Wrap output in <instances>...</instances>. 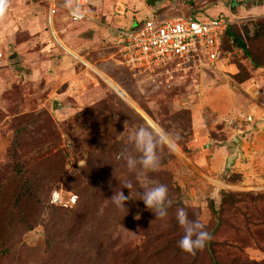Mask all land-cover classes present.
Wrapping results in <instances>:
<instances>
[{
  "label": "rangeland",
  "instance_id": "rangeland-1",
  "mask_svg": "<svg viewBox=\"0 0 264 264\" xmlns=\"http://www.w3.org/2000/svg\"><path fill=\"white\" fill-rule=\"evenodd\" d=\"M62 2L52 19L44 0L36 12L21 0L22 13L0 15V202L13 204L26 178L38 188L23 202L37 222L7 241L0 234V264H264V0H92L105 26L90 34L66 19L61 4L70 3ZM157 7L228 17L248 54L225 37L211 67H125L108 30L128 28ZM138 126L179 136L177 150L162 148L159 168L147 173L170 192L163 219L139 200L137 173L121 158ZM225 142L226 166L212 181L200 175L210 184L202 189L182 157ZM16 164L24 166L18 178ZM126 179L131 199L117 208L111 197L129 195ZM173 204L191 209L189 218L211 233L195 254L162 247L166 237L183 235Z\"/></svg>",
  "mask_w": 264,
  "mask_h": 264
},
{
  "label": "built area",
  "instance_id": "built-area-1",
  "mask_svg": "<svg viewBox=\"0 0 264 264\" xmlns=\"http://www.w3.org/2000/svg\"><path fill=\"white\" fill-rule=\"evenodd\" d=\"M44 2L48 6V19H52L60 1ZM66 10V19L71 23L105 26L102 15L91 8V0H74ZM231 23L228 17L170 15L155 11L134 27L113 26L108 31L117 40L119 62L131 70L153 69L173 62L211 67L219 58L222 37Z\"/></svg>",
  "mask_w": 264,
  "mask_h": 264
},
{
  "label": "clouds",
  "instance_id": "clouds-1",
  "mask_svg": "<svg viewBox=\"0 0 264 264\" xmlns=\"http://www.w3.org/2000/svg\"><path fill=\"white\" fill-rule=\"evenodd\" d=\"M7 11L6 0H0V15ZM127 140L130 148L126 147L121 154L129 171L137 173V179L142 191H138L139 200L150 209L156 218H165L168 215V187L165 184L148 178L147 173L155 171L160 166L159 152L167 147L170 151L177 150L178 134H174L158 126H138L128 132ZM134 187L131 180H125L123 188L129 190L125 196L120 190L112 195L111 200L117 208L125 209L126 200L131 199L130 190ZM176 220L183 229V235L177 246L186 253L195 254L202 250L212 239L206 225L199 219H190L184 208L176 211Z\"/></svg>",
  "mask_w": 264,
  "mask_h": 264
},
{
  "label": "trees",
  "instance_id": "trees-1",
  "mask_svg": "<svg viewBox=\"0 0 264 264\" xmlns=\"http://www.w3.org/2000/svg\"><path fill=\"white\" fill-rule=\"evenodd\" d=\"M225 37H230L238 47L242 48L244 52L248 54L246 43L240 37V35L233 32L231 25L227 27L222 37L220 52L222 51L223 41ZM256 64H259V63H256ZM17 164L15 165V168H14V171H15L14 175L15 177L18 178L20 175L23 174L24 166L17 165ZM23 184L17 185V188L15 189V192H14L15 197L13 200V204H10L9 203L10 200H7V199L0 202V234L4 237L3 239L6 241L10 239L9 238L11 236L10 233H13L15 231L17 232L20 230H29L34 226L35 221H36L35 219L32 220L26 216L25 210L28 204L26 205V203H23V202H26V199H25L26 195H30V198H35L36 192L38 190L37 185H32L31 180L27 178L23 180ZM5 192H6V189L0 186V196L4 194L3 196L5 197ZM169 196H170V192H168V199H169ZM29 200L27 201L28 203H29ZM172 206H175L177 208H184L186 212L191 211V209L186 208L182 206L181 204H173ZM38 212H39V208H36V212H34L32 215L38 216ZM176 223H178L177 220H176ZM6 232L9 234H6ZM179 239L180 237H177V238L171 237V236L166 237L163 241L162 247L172 248L174 251L175 250L182 251L177 246V242ZM1 248L4 249V246L1 245ZM5 250L7 251V249H4V251ZM176 264H180V263H176ZM183 264H186V263H183ZM213 264H217V261L215 259H213Z\"/></svg>",
  "mask_w": 264,
  "mask_h": 264
},
{
  "label": "crops",
  "instance_id": "crops-1",
  "mask_svg": "<svg viewBox=\"0 0 264 264\" xmlns=\"http://www.w3.org/2000/svg\"><path fill=\"white\" fill-rule=\"evenodd\" d=\"M39 1L43 0H30V3L27 5V7H25L26 10L30 11V8L32 9L31 11H37V8L39 7ZM64 1V0H63ZM74 0H68V3H70L69 5L66 6V4H61L65 7H68L72 4ZM21 0H6L7 3V9L9 10H18L17 12L22 13V6L23 4L20 3ZM61 3L62 0L60 1ZM65 3V2H64ZM96 4H101V0L100 2H95ZM91 4H92V0H91ZM158 6V5H157ZM172 8H174L176 6V3H172L170 5ZM43 7V5H42ZM156 7V6H155ZM159 8L157 7L156 12H159ZM95 10L96 13L101 14L100 10L98 8H92ZM177 15H182V14H177ZM65 17V16H64ZM26 18V17H25ZM33 21V19H32ZM77 24L80 25V27H87L89 28V34L92 33L93 31H96V29H102L100 28L101 26H96L95 24L92 23H88V22H78ZM19 29V28H18ZM22 29H26V28H22ZM196 154H193L192 156H186L184 154V156L182 157V160L185 158V163L187 164V166L189 167L188 172L190 173V171L193 173L192 177H195L196 179L199 180V182L203 183V186L201 187L202 189H208L210 188V184L209 182H207L206 180H204V178H202V174L207 175V178L211 180V178H213L212 175L217 174L218 172H221L224 167L226 166V162L228 161L229 158V153L227 151V144L226 142L223 143L222 145H217V146H213V147H194ZM248 164V163H245ZM208 186V187H207Z\"/></svg>",
  "mask_w": 264,
  "mask_h": 264
},
{
  "label": "water",
  "instance_id": "water-1",
  "mask_svg": "<svg viewBox=\"0 0 264 264\" xmlns=\"http://www.w3.org/2000/svg\"><path fill=\"white\" fill-rule=\"evenodd\" d=\"M137 23H138V21H134V22L132 23L131 26L134 27V26L137 25ZM15 55H16V54H13V55H11L10 57L13 58ZM57 107H58V103H57V101L55 100V101H53V109H55V108H57ZM234 142L237 144V146L235 147V150H237V149L239 148L240 144H241V141H240V139H238V138H234ZM235 150H234V151H235Z\"/></svg>",
  "mask_w": 264,
  "mask_h": 264
}]
</instances>
